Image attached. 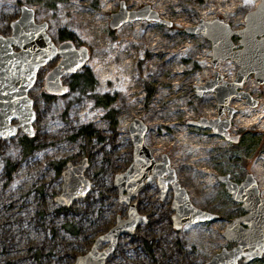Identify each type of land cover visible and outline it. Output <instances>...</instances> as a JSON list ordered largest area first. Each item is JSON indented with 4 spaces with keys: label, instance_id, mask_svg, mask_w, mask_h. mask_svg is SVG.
Returning a JSON list of instances; mask_svg holds the SVG:
<instances>
[{
    "label": "rangeland",
    "instance_id": "1",
    "mask_svg": "<svg viewBox=\"0 0 264 264\" xmlns=\"http://www.w3.org/2000/svg\"><path fill=\"white\" fill-rule=\"evenodd\" d=\"M259 1L0 0V34L10 33V22L26 5L36 22H47L55 43L67 35L89 52L76 72L63 75L67 91L62 94L44 87L56 59L41 67L28 92L32 135L19 129L0 137V264H72L117 216H127L128 205L119 201L113 177L132 161L128 126L133 118L146 124L145 144L156 160L168 157L191 203L219 219L175 228L171 186L162 197L153 178L132 199L147 220L118 237L105 264H204L234 245L223 230L246 211L219 176L228 174L239 183L251 173L264 196V82L251 74L241 90L254 104L238 95L219 112L215 92L199 95L198 87L213 79L219 84L233 80L238 65L230 59L213 64L211 42L185 27L218 17L241 29L246 12ZM121 4L126 11L147 6L172 24L138 18L111 28ZM231 39L238 44L239 36ZM87 71L94 78L92 90L73 82L75 74ZM25 136L32 138L28 152ZM84 157L91 190L61 206L54 197L61 193L63 171ZM65 223L74 224L77 232L68 231ZM239 264H264V252Z\"/></svg>",
    "mask_w": 264,
    "mask_h": 264
},
{
    "label": "water",
    "instance_id": "2",
    "mask_svg": "<svg viewBox=\"0 0 264 264\" xmlns=\"http://www.w3.org/2000/svg\"><path fill=\"white\" fill-rule=\"evenodd\" d=\"M20 10V15L10 22V33L0 34V137L4 138L15 135L19 129L32 135L34 110L28 92L41 67L59 58L45 78V89L58 95L67 89L62 76L76 72L89 56L86 46L76 47L71 40L55 44L47 33V22L35 21L32 7L21 5ZM138 18L172 24L147 6L126 11L121 4L120 10L112 14L110 26L116 28ZM185 31L203 35L211 42L213 64L230 59L238 65L233 80L219 84L213 79L208 85L198 87V94L214 91L219 112L228 107L232 97L238 95L245 96L248 103L254 104L255 101H252L248 93L239 89L251 74L258 83L264 82V0L246 12L244 27L241 29H232L227 22L216 17L201 19L193 26H186ZM233 35L239 36L241 48L235 49L238 45L232 42ZM128 130L133 145L132 161L124 171L113 177L119 201L128 205L127 216H117L115 224L97 235L90 248L78 254L72 264H105L117 245L118 237L123 233H133L138 225L147 220L137 210L132 199L154 177L157 178L161 196L165 195L169 185L172 188V222L175 228L186 223L219 219L218 214L191 203L166 155L161 160L153 157L144 142L147 126L142 120L134 118ZM220 132L226 134L225 131ZM87 167L88 160L85 157L80 164L67 163L63 171L62 190L54 197L55 202L61 206H70L76 199L86 196L91 190V181L84 176ZM219 179L224 182L231 198L240 202L246 212L231 219L223 230L225 239L235 244L230 248H222L204 264H239L240 260L248 262L261 257L264 252V196L259 193L256 179L251 173L239 183L232 181L228 174L220 175Z\"/></svg>",
    "mask_w": 264,
    "mask_h": 264
},
{
    "label": "trees",
    "instance_id": "3",
    "mask_svg": "<svg viewBox=\"0 0 264 264\" xmlns=\"http://www.w3.org/2000/svg\"><path fill=\"white\" fill-rule=\"evenodd\" d=\"M62 38H68L67 35H62ZM73 82L74 84H79V83H83V88L88 89V90H92L94 87V78L92 77L90 72H85L84 74H75L73 76ZM82 81V82H81ZM98 104L103 105V106H108V101H101L98 100L97 101ZM32 138H29L27 136H25L23 138L24 142L27 141L26 143H24V148L25 151L28 152L29 150H31V140ZM22 140V142H23ZM64 228H66L68 231H70L71 233H76V227L74 224L71 223H65L64 224Z\"/></svg>",
    "mask_w": 264,
    "mask_h": 264
},
{
    "label": "flooded vegetation",
    "instance_id": "4",
    "mask_svg": "<svg viewBox=\"0 0 264 264\" xmlns=\"http://www.w3.org/2000/svg\"><path fill=\"white\" fill-rule=\"evenodd\" d=\"M232 38V37H231ZM65 40H68L67 38H59V41H58V44H60V43H62L63 41H65ZM232 40V39H231ZM236 45H238L235 49H239V48H241V45H239V43L238 44H236ZM76 46V45H75ZM76 47H78V46H76ZM55 59V58H54ZM53 59V60H54ZM57 59V58H56ZM51 62V61H50ZM49 62V63H50ZM39 72V71H38ZM38 72H37V74H36V78H37V75H38ZM67 74V73H66ZM63 77V76H62ZM36 78H35V82H36ZM35 82H34V84H35ZM66 91H67V89H66ZM154 178H156V177H154ZM151 181V180H150ZM156 181H157V178H156ZM242 181V180H241ZM147 184V183H146ZM145 184V185H146ZM157 184H158V182H157ZM169 189V188H168ZM172 189V188H171ZM168 191V190H167ZM166 191V192H167ZM166 194V193H165ZM165 196V195H164ZM164 196H162V197H164ZM235 244V243H234Z\"/></svg>",
    "mask_w": 264,
    "mask_h": 264
},
{
    "label": "bare ground",
    "instance_id": "5",
    "mask_svg": "<svg viewBox=\"0 0 264 264\" xmlns=\"http://www.w3.org/2000/svg\"><path fill=\"white\" fill-rule=\"evenodd\" d=\"M148 147V146H147ZM149 148V147H148ZM150 149V148H149ZM169 164H170V162H169Z\"/></svg>",
    "mask_w": 264,
    "mask_h": 264
}]
</instances>
